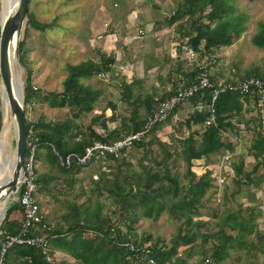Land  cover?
Here are the masks:
<instances>
[{
	"label": "trees",
	"instance_id": "obj_1",
	"mask_svg": "<svg viewBox=\"0 0 264 264\" xmlns=\"http://www.w3.org/2000/svg\"><path fill=\"white\" fill-rule=\"evenodd\" d=\"M175 1L177 5L175 11L166 20L168 22L180 20L175 25L177 33L175 38L179 48H184L181 41L186 37L189 47L202 54L211 55L222 45H230L236 41L244 29V13L231 14L232 4L228 0ZM26 22L41 30L51 27L50 23L33 18L29 11L24 23ZM162 22L164 23V19ZM147 39L146 37L145 40ZM252 42L264 48L262 20H259L258 31L252 36ZM24 44V39L18 42V59L25 69L23 79L25 114H28L27 104L33 103L39 97H44L50 106L67 107L69 111V115L58 122L41 116L37 120H31L27 115V128L33 127L39 136L36 157H40L38 156L39 148H44L49 161L70 175L83 171V167L92 165L95 160L103 158L107 167L105 170L99 169L96 180H90L93 182L90 189L97 194H101L104 190L111 203L119 208V215L116 219L111 218L103 212L104 203L100 201H96L93 206L73 201L62 212L51 230L46 228L37 230L32 227L29 231V234L45 233L50 246L49 250L33 244L14 242L4 253V264H132L131 252L125 244L127 242L136 244L148 242L152 250L151 256L155 258L156 264H187L184 259L175 257L178 246L188 244L193 251L200 249V252L204 253L205 243L208 241H211L212 248L210 257L204 258V264H219L228 254L230 247L247 245L251 248L262 244L264 234L259 229L255 218L257 211L255 205H248L246 208L242 206V203H239L238 208L226 205L222 212L213 209L211 214L217 217V220L209 232L202 230V226L206 223L204 220H193L194 214L200 212L199 206L204 204L203 196L207 191L209 196H212L215 191L213 188L218 185V176L212 174L214 170L207 167V163L219 162L223 153L230 154L228 166L233 171L235 184L231 195L247 190L250 198L254 199L251 184L258 186L261 183L260 177L264 175V172L256 173L264 164V132L257 131L256 137L248 146L247 153L255 160L251 169H245L244 152H238V146L243 142L239 126L240 116L242 117L247 110L246 104L249 105L251 100L256 101V92L245 95L233 91L220 93L215 101L216 121L210 125L203 124L205 112L188 113L186 118L174 121L178 112L176 105L165 120L155 123L141 140L135 141L132 147H129L130 156H133L138 148L142 149L137 162L139 168L123 154L125 149L121 150L118 156L101 155L96 152L87 163L83 164L73 158L67 166L61 162V158L70 152L83 154L85 147L94 139L112 141L120 134H129L141 129L151 110L173 92L176 80L171 79V87L159 95L154 92L141 96L140 91L138 93L134 90L135 79L130 81L131 75L126 76L125 73L119 72L116 66L109 64L118 58L115 53L100 52L95 57L69 64L61 89L42 94L41 89L34 88L32 85V69L24 60ZM101 71H109L108 77H115V87L122 99L130 105V114L120 116L116 103L110 101L108 106L111 108V114L106 116L103 110L94 114L85 130L81 132L75 118L94 108L100 92L98 88L92 87L81 79L97 75ZM199 71L200 68L193 64L180 70L184 84L195 81ZM263 72L264 67L252 69L240 75V78L249 75L262 76ZM212 75L213 73L210 72V78L217 81ZM209 91L210 88L197 91L189 101L194 104L201 98L206 99ZM140 106L145 108L144 113H141ZM114 120L118 121L117 126H109V121ZM171 122L174 124L173 130L174 127L180 129L181 125L186 126L188 134L184 136L176 133L177 136H171L170 141L162 140L157 132L161 130L159 128ZM1 124L0 109V128ZM95 124L103 126L105 134L100 133L94 127ZM232 133L238 134V137L233 138ZM147 135H150L148 140L145 139ZM155 143L161 147L159 157L153 151ZM180 158L185 162L183 172L178 166L171 165V161H177ZM201 158L203 161H200ZM199 168L201 172L197 175ZM34 180L38 190H45L52 176L39 172L35 168ZM225 190H222L223 199L226 195ZM14 209L21 210L17 199L9 203L0 224L2 230L0 246L1 240L19 232L21 220L10 217ZM163 210L173 217L183 218L176 235L169 241L154 240L149 233L143 238H138L136 225L139 219L142 216L157 219ZM183 227L185 232L181 231ZM250 236H255L257 239L249 238ZM197 237L201 238L200 242L196 241ZM55 249L67 252L75 260L59 258L54 252ZM47 253L52 256L50 260L46 257Z\"/></svg>",
	"mask_w": 264,
	"mask_h": 264
},
{
	"label": "rangeland",
	"instance_id": "obj_2",
	"mask_svg": "<svg viewBox=\"0 0 264 264\" xmlns=\"http://www.w3.org/2000/svg\"><path fill=\"white\" fill-rule=\"evenodd\" d=\"M228 1L232 4L231 14L244 13V29L236 41L230 45H222L219 50L217 49L215 53L207 57V54L204 56L197 51L191 54L188 53V50H184V55L183 52H177V43L175 46V36L177 35L175 25L180 20L173 22L166 20L175 11L177 6L175 0H29L28 11L32 14V17L38 21L51 24V27L41 30L26 22L20 33L19 41L21 39L25 40L24 60L32 69V85L36 86L37 89H41L42 94H46L51 90L61 89L63 80L68 73L67 66L69 64H75L95 57L100 52H113L115 54L119 52L122 58L134 60L135 63L138 55H136L137 52L134 53L131 49L136 43L141 44L142 38H145L141 28V24H144L145 21H147L145 28L148 36H156L162 42L161 46L155 45L154 43L152 44L151 39L150 49H156V51L160 52V50L166 51V49L173 48L175 52L173 54H175L176 58L179 56V61L183 66L185 64L196 66L198 63L208 62V65L215 67V62L218 61L220 68L223 70L222 76L225 78H237L252 69L263 68L264 48L255 45L252 42V36L258 31L259 20L264 22V0ZM10 9L11 0H0V23L7 16ZM163 19L164 23L162 22ZM168 37L171 39L168 42H164V39ZM147 46L144 42L143 46H139L135 50L142 52V47ZM147 52H150V50L148 49ZM140 54L142 55V53ZM121 56L119 55V57ZM199 57L201 60L198 59ZM149 58L147 56L146 61ZM119 59L116 61L117 64L122 62ZM176 64L177 62L171 66L175 67ZM169 65H163V70H159L163 74V79L170 73L174 78L182 76L174 69H169ZM13 70L19 78L24 79L25 69L18 59V54L14 58ZM136 71L141 74L143 72L142 70ZM157 71L158 69L146 70L145 83H143V87L138 88L141 96L145 95V93H153L152 91L155 90L152 89L155 87L154 83L156 84ZM130 75L132 76V74L126 76ZM81 80L100 90L94 108L75 118L81 128V132L85 130L94 114L100 113L102 110L106 116L111 114V108L108 106L110 101L116 103L117 112L120 116L130 114V105L122 99L120 92L114 85L115 77H101L97 74L91 77H83ZM168 85L170 87L172 83H166V86ZM157 94L159 95L160 93L157 92ZM182 105L183 103L177 104L178 109ZM246 107L247 110L242 117L240 116L239 126L241 128V141L243 142L238 146V152H244V167L245 169H251L255 164V160L247 153V150L251 141L256 137L257 131L261 130L264 132V101L261 105H258L255 100H251L249 105L246 104ZM26 108L27 115L31 120H37L41 116L47 120L58 122L69 115L67 107L50 106L44 97H39L33 103L27 104ZM0 109L2 111L0 135L4 131L3 152L7 157L6 166L9 167L15 161L14 124L5 99L4 101L1 100ZM140 110L141 113H144L145 108L140 106ZM188 111L189 109L187 108L183 109L179 117L186 118ZM175 120H179L178 117ZM116 124H118V121H109V126L111 127L117 126ZM173 125V122H171L163 126V128H159L162 130L160 133L157 132V134L162 140L170 141L171 136H177L176 133L184 136L188 134L186 126L181 125L180 129L177 127L175 129L174 127L173 130ZM94 127L99 128V125L95 124ZM149 138L150 135H147L145 139L148 140ZM130 148L125 149L123 154L139 168L137 162L142 149L138 148L135 150L134 155L130 156ZM153 151L156 156H161L159 144H153ZM38 152L40 157L38 158L35 155V168L39 172H45L52 176V180L45 190L36 188V191H34L40 210L47 220L55 223L62 212L73 201L90 204L91 206L95 205L96 201L103 202V212L107 213L111 218L116 219L118 217L119 208L111 203L107 193L102 190L101 194H97L90 189L93 186V182H90V180H96L99 176V169L105 170L107 167L103 158L100 157L101 159L95 160L92 165H89L90 167L88 165L83 167V171L70 175L49 161L44 148H39ZM200 161H203V159L201 158ZM222 164L224 165L222 166ZM171 165L173 167L178 166L181 172L185 169V162L181 158L177 161H171ZM207 167L214 170L212 174H216L219 183L224 184L225 187H220L219 184L216 185L213 188L215 191L212 196H209V191H207L203 196L204 204L199 206L200 212L194 214L193 220H204L206 223L202 226V230L209 232L213 229L217 220V217L211 214L213 209L222 212L226 205L234 208H238L239 203H242L245 208L248 205H255L257 207L255 218L259 229L264 234V175L260 177L261 183L258 186L251 184L254 192V199H252L248 195L247 190H242L234 196L231 195L235 184L233 182V171L226 161H212L207 163ZM4 172L5 175H9V171ZM200 172L199 168L196 174L198 175ZM258 172H264V164L259 167L256 173ZM7 175L5 180H7ZM224 189H226L225 198L219 200L216 195L218 191L220 192ZM16 198L17 192H13L5 204V211L9 203ZM181 220L183 218L173 217L166 210H163L157 219L142 216L136 225L137 237L143 238L149 233L154 240L163 239L169 241L178 232ZM181 231L185 232L184 227ZM249 238L257 239L255 236H250ZM200 239V237H197L196 241L200 242ZM211 246V241L206 242L205 252L201 253L200 249L193 251L188 247V244H181L177 248L175 257L184 259L187 264H204V258L210 257ZM219 264H264V240L261 245L258 244L256 247L250 248L247 245L230 247L228 254Z\"/></svg>",
	"mask_w": 264,
	"mask_h": 264
},
{
	"label": "built area",
	"instance_id": "obj_3",
	"mask_svg": "<svg viewBox=\"0 0 264 264\" xmlns=\"http://www.w3.org/2000/svg\"><path fill=\"white\" fill-rule=\"evenodd\" d=\"M184 48L188 53L193 54L194 49L187 45V38L182 40ZM117 67L118 71L131 74L130 70L133 68V63L129 60H124L117 64L116 60L113 63H109ZM200 68L197 74L196 80L184 84V80L174 78L176 85L173 87V92L163 99L158 106L153 108L148 115L145 125L136 131L129 134H120L119 137L112 141H104L100 139H94L91 144L85 147L83 154L78 155L75 152L68 153L64 158L60 156L61 162L67 166L70 165L73 158H76L79 163H87L89 159L98 152L101 155L113 154L118 156L121 150L131 147L135 141L141 140L150 128L157 122L163 121L170 114L171 110L179 103L189 101L190 97L197 91H202L206 88H210L209 95L206 99H199L191 105L189 113L205 112L203 120L204 125H210L216 121L217 109L215 101L222 92L233 91L239 94L254 93L257 94L256 103L261 105L264 101V72L262 76L249 75L244 78H231L229 80L213 81L210 78V70L206 67V64H196ZM109 71H101L98 75L101 77L108 76ZM36 88V86H33ZM100 133L105 134V128L99 126L96 128ZM233 138L238 137V134H233ZM39 136L35 133L33 127L28 128L27 138V153L24 158V168L21 173V183L18 184L20 192H17V200L22 210V218L20 223L19 232L15 235H11L4 240H1L0 246V264H4V253L8 246L15 243H28L37 247H41L44 250H49V242L45 233L29 234L32 227L40 230L46 228L51 230L54 227V222L47 221L43 213L40 210V206L36 200L34 191H36L35 183V155L39 146ZM230 154L223 153L219 162L229 163ZM224 164H222L223 166ZM219 186L225 187L224 184L219 183ZM222 190L216 195L220 200L222 199ZM0 232L2 230L0 229ZM131 252L132 264H156L155 258L151 256L152 250L148 242L136 244L134 242L125 243ZM47 259L52 258L51 254L47 253Z\"/></svg>",
	"mask_w": 264,
	"mask_h": 264
},
{
	"label": "water",
	"instance_id": "obj_4",
	"mask_svg": "<svg viewBox=\"0 0 264 264\" xmlns=\"http://www.w3.org/2000/svg\"><path fill=\"white\" fill-rule=\"evenodd\" d=\"M28 1L17 0L14 10L0 23V88L2 101H7L15 131V168L10 178L0 183V201L5 194L9 198L13 192H20L18 184L21 183L27 149L28 128L23 106V79L20 82L14 73L12 61L13 55L18 54V42L28 11Z\"/></svg>",
	"mask_w": 264,
	"mask_h": 264
},
{
	"label": "crops",
	"instance_id": "obj_5",
	"mask_svg": "<svg viewBox=\"0 0 264 264\" xmlns=\"http://www.w3.org/2000/svg\"><path fill=\"white\" fill-rule=\"evenodd\" d=\"M132 23V22H131ZM145 24L146 23H144V24H141V28L143 29V31H144V35L143 36H145V38L147 37L148 39L147 40H145V38H142L143 40H142V43L140 44V43H136L135 45H133V47H132V52H134V53H136L137 52V54L136 55H138L137 56V58L135 59L136 61H135V63H134V60L132 61L131 59H124V58H122V56H121V54H119V52H117L115 55L118 57L117 58V60L116 61H118V59L119 58H121V59H119V60H122V61H124V60H129V61H131L132 63H133V67H134V70L132 71V69L133 68H131V70H130V72H131V74H132V76L129 78V80L131 81L132 79H135V82H134V90H135V92H137V91H140V90H138V88H140V87H143V83H145V80H146V78H145V72H146V70L147 71H151V70H155V69H158V71H157V76H156V84L154 83V85H155V87H153V89L152 90H154V91H152L153 93L155 92V94L157 93V92H159V93H162V92H164L165 90H168L169 89V85L168 86H166V83H172V81H170L171 79H173L174 77L173 76H171V70H175L176 72H178V74H181V72H180V70H183L184 68H186V66L188 65V64H185L184 66H183V64L179 61L180 60V58H179V56H177V58H176V56H175V54H173V53H175L174 52V49L173 48H170L169 50L168 49H166V51L165 50H160V52H158V51H156V49L155 50H151L150 49V46L151 45H149L150 43H151V39H152V44L154 43L155 45H159V46H161V40H160V38H157L156 36H152V37H149L148 36V34H147V30H146V28H145ZM176 37V36H175ZM171 38H165L164 39V42H168L169 40H170ZM144 42L149 46H147V47H142V52H138V51H136L137 49H138V47L139 46H143L144 45ZM176 43L178 44V41L176 40V38H175V46H176ZM158 46V47H159ZM222 47V46H221ZM221 47H219L218 48V50L221 48ZM136 49V50H135ZM150 50V52H147V50ZM176 50H177V52H179V53H181V52H183V55H184V50H186L185 48H183V47H178V45L176 46ZM198 52V51H197ZM140 53H142V55L140 54ZM178 53V54H179ZM194 53H196V50H194ZM199 53H201V52H199ZM207 54V53H206ZM119 55L121 56V57H119ZM202 55H204L205 56V54H202ZM208 55L209 54H207V57H208ZM147 56H149L150 58L146 61V57ZM198 59H200L201 60V58L199 57ZM217 59V58H216ZM195 60V59H194ZM197 61H199V60H197ZM177 62V64L175 65V67H173V66H171L172 64H175ZM199 62H201V61H199ZM171 63V64H170ZM202 63V62H201ZM207 64H208V62H206ZM166 64H170L169 66V69H171L170 70V75H168L166 78H164L163 79V74L161 73V71H159V70H163V65H166ZM208 68L210 69V72L211 73H213V77H214V79L215 80H217V81H221V80H227L228 78H225V77H223L222 76V73H223V70H222V68H220V66H219V63H218V61H216L215 62V67H212V66H210V65H208ZM136 70H139V71H143L142 72V74L140 73V72H138V71H136ZM147 73V72H146ZM182 75V74H181ZM231 79V78H230ZM162 81V82H161ZM165 81V82H164ZM159 84H161V85H159ZM115 85V84H114ZM160 86H162V87H160ZM161 89H160V88ZM171 87V86H170ZM160 91H159V90ZM146 91V90H145ZM1 100H2V93H1V88H0V102H1ZM191 102L190 101H186V102H183V105L178 109L179 110V112H177V116L175 115V117H178V119L179 120H181V119H183V118H181V117H179V115H180V113L183 111V109H185V108H187V109H189L190 110V107H191ZM188 113H189V111H188ZM174 121H175V119H174ZM162 130V129H161ZM161 130L160 131H158V133H160L161 132ZM170 130V129H169ZM0 142H1V139H0ZM10 217L11 218H15V219H18V220H21V218H22V210H20V209H14V210H12V212H11V214H10ZM45 217V216H44ZM47 220V219H46ZM47 221H49V220H47ZM52 222V221H51ZM54 252L57 254V256L59 257V258H61V259H66V260H68V261H74L75 259H74V257L72 256V255H70V254H68L67 252H65V251H63V250H61V249H55L54 250Z\"/></svg>",
	"mask_w": 264,
	"mask_h": 264
},
{
	"label": "bare ground",
	"instance_id": "obj_6",
	"mask_svg": "<svg viewBox=\"0 0 264 264\" xmlns=\"http://www.w3.org/2000/svg\"><path fill=\"white\" fill-rule=\"evenodd\" d=\"M16 4H17V0H11V9L8 10L9 12H12L14 10V8L16 7ZM10 8V7H9ZM6 17V16H5ZM4 17V18H5ZM3 18V20H4ZM16 55H13V61H12V64H14V58H15ZM19 75V74H18ZM19 77V76H18ZM19 81L21 82L22 79L21 77L19 78ZM24 84V83H23ZM7 117L9 118L8 114H7ZM12 118V117H11ZM3 134V135H2ZM2 135V139H1V142H0V183H2L3 181H5V175L4 171H9V175H7V179L10 178V176L12 175V172L14 171V168H15V161H13L9 167H7V157L6 155L4 154L3 152V146H4V142H5V135H4V131L1 133ZM0 135V137H1ZM15 155V153H14ZM8 199V196L7 194H5L3 196V198H1V201H0V220L2 218V216H4L5 214V204H6V201Z\"/></svg>",
	"mask_w": 264,
	"mask_h": 264
},
{
	"label": "clouds",
	"instance_id": "obj_7",
	"mask_svg": "<svg viewBox=\"0 0 264 264\" xmlns=\"http://www.w3.org/2000/svg\"><path fill=\"white\" fill-rule=\"evenodd\" d=\"M193 49V48H192ZM117 60V59H116ZM203 64H206L207 65V63H203Z\"/></svg>",
	"mask_w": 264,
	"mask_h": 264
}]
</instances>
